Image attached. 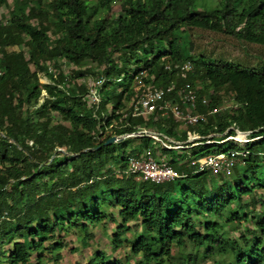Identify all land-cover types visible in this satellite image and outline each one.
Segmentation results:
<instances>
[{"label":"trees","instance_id":"1","mask_svg":"<svg viewBox=\"0 0 264 264\" xmlns=\"http://www.w3.org/2000/svg\"><path fill=\"white\" fill-rule=\"evenodd\" d=\"M59 1L68 12L55 1L44 9L38 0H11L8 16L0 22V246L9 245L6 253L0 250V264H30L32 256L33 264H41L44 253L53 258L51 264H59L65 247L61 232L68 225L86 232L102 224L105 215L114 224L107 239L110 253L95 250L85 264H129L127 257L125 263L111 257L122 244L137 258L135 264H264V213L248 217L245 211H233L236 195L226 185L207 190L208 173H193L186 162L178 165L173 159L167 163L183 178L155 185L117 177L113 169L123 168L128 156L153 149L152 140L131 138L136 144L127 154L122 152L125 140L102 145L110 137L145 128L180 143L181 148L162 149L174 159L185 157L175 150H197L188 156L193 158L243 151L245 169L237 170L235 189L251 194L254 186L247 187L244 175L256 181L255 171L264 167V72L223 61L192 63L181 33L200 29L264 46V0H120L112 17H100L111 10V0ZM7 2L0 0V8H7ZM48 32L56 36L51 48L45 43ZM19 45L26 47V60L8 53ZM121 49L128 60L139 56V61L127 66L112 59ZM59 59L74 67L86 60L103 66L95 112L87 106L85 84L68 85L61 73H52L50 67L57 70ZM185 62L191 69L182 79L179 67ZM141 71L151 88L173 84L177 71L175 87L188 84L193 89L197 78L213 97L227 86L234 108L215 125L204 119L184 126L159 112L145 120L130 117L129 109L119 112L121 102L109 101L115 96L127 101L128 84ZM39 73L50 83L39 84ZM194 92L197 114L214 109L209 102L201 105L205 98ZM52 113L59 122L51 123ZM232 125L250 132L251 141L242 148L225 140L232 131L222 135ZM186 132L199 139L185 143ZM178 184L183 185L180 190ZM108 206L119 221L103 211ZM244 222L252 224L248 239L240 236L239 244L223 237V224ZM127 232L132 239L121 242ZM51 238L55 240L47 243Z\"/></svg>","mask_w":264,"mask_h":264},{"label":"rangeland","instance_id":"2","mask_svg":"<svg viewBox=\"0 0 264 264\" xmlns=\"http://www.w3.org/2000/svg\"><path fill=\"white\" fill-rule=\"evenodd\" d=\"M40 2V6L42 8H46L47 4L51 1L58 2L60 5V8L64 11V13L68 12V6L65 3H62L59 0H38ZM217 0H214L216 2ZM120 0H111V10L108 12V14H101L100 17H112L118 14V5ZM8 6L7 8H0V22H3L4 19L8 16V11L11 7V0H8L7 2ZM214 4H208V7L213 6ZM51 17V16H50ZM31 24L34 25V21H31ZM182 36L186 37L187 43L185 45V52L187 56L190 57V60L192 63H199L201 61H223L227 62L232 65H237L240 67H246V68H254L257 71L264 72V46L254 45V44H248L245 43L239 39H236L234 37L223 35L220 33H214L209 32L205 30L200 29H184L182 31ZM56 38V36L52 35L51 32L46 33V45L51 48L53 46V40ZM23 40H26L24 37H22ZM9 54H18L21 55L24 60L27 59V50L24 45H19L16 48H10L8 50ZM125 50H119L112 54L111 58L121 62L123 60V64H126L127 66H131L133 62L139 61V56H136L132 60H128V57L125 56ZM58 66L57 70L54 67H50L53 69L52 73L56 75L57 73H61L63 77L66 79V83L68 85L72 83H83L86 86L90 84L93 80H95L96 77H98L101 73H103V66H97L95 63H92L88 60L83 61L79 64V66H72L68 63H65L62 59L57 60ZM30 67V66H29ZM76 71V72H74ZM85 71H88L89 73H84ZM178 76V71H177ZM176 74L172 76L171 80L173 84L178 85V79ZM38 83L41 85L50 83L46 77L43 74H38ZM144 78V77H143ZM69 81V82H68ZM137 79H132V81L128 84L127 93L130 95L129 99L125 101L124 96L118 97L115 96L109 101L111 104L116 102H121L123 104V107L119 110V112H127V109L129 108L130 102L132 99H134L135 95V89H137ZM141 82L144 84L142 80ZM193 89L197 91V95L201 98H205L207 102L213 105V110H215L214 113L210 114L207 113V107L203 109V113L200 115L203 116V119H205V122L208 121L211 124L215 125L219 123L220 121L226 120L228 114L234 108L233 101L231 99V91L229 87L224 86L213 97H209L211 94L210 89H205V84L201 83L197 78H194L192 81ZM120 89V88H119ZM118 89V90H119ZM213 101V103H212ZM111 104L106 105L103 110V115L105 116V113L107 114L109 108H111ZM221 113H223L222 116H219ZM52 120L51 123L59 122L58 116L54 113L51 114ZM35 117H33L34 119ZM36 120V119H34ZM116 122V126H117ZM115 123L113 124V126ZM183 129V126L178 129L179 131ZM107 135L113 133V129H108L105 132ZM246 133V132H243ZM119 137V136H114ZM120 138V137H119ZM125 140V141H124ZM121 141H124L123 150L128 151L129 148L134 146L136 142L134 139H124ZM187 141V140H186ZM185 141V143H186ZM230 142V141H229ZM233 145L242 148L244 145L239 146L237 143ZM197 150H175L173 153L176 156H182V152H184V158L183 159H174L170 155H166L167 157H163V154H165L164 151L157 150L156 158L164 159L166 162H168L170 159H173L176 164H181L186 162L189 157L192 156L193 152H196ZM117 152L114 153L116 155ZM179 158V157H178ZM181 158V157H180ZM234 161V165L230 172L220 174L217 176L208 175L206 179V189H214L218 186L226 185V187L229 190L234 191V194L236 195V201L231 204V209L233 211H237L240 213V211L243 213L246 212V215L249 217L252 214H255L256 217L262 216L264 213V167L263 165L259 166V169L255 171L256 174V181L252 180L251 177H249V173L245 174L244 177L248 178L247 187L254 186V189L251 194H243L241 191H237L235 189V179L238 178V175L240 173L237 171L238 169H245V157L244 156H235L232 158ZM114 168V166H112ZM111 170V169H110ZM256 182H258L257 187ZM181 187H178L177 190H180L183 185L178 184ZM177 185V186H178ZM105 205L107 204L104 202ZM102 210V209H101ZM106 210V214H112L113 220L115 222L119 221L118 218H116L115 210L112 209L111 206L106 207L103 209V211ZM4 213V212H3ZM4 217V215H2ZM107 215L104 217V221L102 224L97 225L94 228H90L86 230V232H82L77 229H71L72 227L66 228L64 232H61V235H63L62 238L65 244V247L61 251V258L58 261L59 264H85L87 261H89L92 258V255L95 250H101L105 254H109V245L107 242V239L109 240L110 236H112V232L114 229V224H112V218H106ZM202 219H207L206 217H201ZM210 219V218H209ZM129 226H132L130 223ZM133 231L138 232V228L132 226L131 227ZM252 228V224L250 222H244L240 224L235 223H226L222 226V235L225 238H231L236 240L239 244H241L240 236L244 237L245 239H248L250 236V233H248V230ZM89 233V235H87ZM86 236H90L89 238ZM12 237V234H11ZM17 236H13L12 239L15 240ZM86 238V239H85ZM131 233H124L120 240L121 242H124L125 240H130ZM47 243H51L52 240H55L53 238L49 239ZM9 249V245L2 244L0 246V250L2 252L6 253ZM172 252L175 253L176 249L175 247L172 248ZM190 253V249L187 248L185 250V253ZM44 259L41 264H51L53 258L48 256L46 253L43 254ZM111 257L115 259H119L121 262L125 263V257L129 259V264H135L136 259L127 250V247L125 244H122L113 254ZM33 256L30 260V264H33ZM209 264V263H206Z\"/></svg>","mask_w":264,"mask_h":264},{"label":"built area","instance_id":"3","mask_svg":"<svg viewBox=\"0 0 264 264\" xmlns=\"http://www.w3.org/2000/svg\"><path fill=\"white\" fill-rule=\"evenodd\" d=\"M190 69L191 66L188 62L183 63L179 67L180 78L184 79L185 73L190 71ZM143 77L146 78V75L141 71L134 78L137 79L136 83L138 88L135 89L134 99L131 100L128 108V115L130 117H140L145 120L155 112H159L165 116L169 115L175 123H180L184 126H192L198 124V122H204L203 116L194 111L196 96L194 90L188 84H183L179 87L171 84L166 88H151L148 84L143 85L141 82L144 79ZM103 81V78L96 77L95 80L87 85L85 100L87 106L93 112H95L99 105V91ZM200 103L201 105H206L207 101L201 99ZM214 112L215 110H211L209 113L212 114ZM228 130L232 131L233 134L226 137L225 140L227 141L233 142L234 144L237 143L239 146L251 141L248 137L250 132H240L233 125L228 127L222 135H225ZM239 134L242 136L240 140L237 139ZM119 137L122 138L121 140L146 137L152 140V145L156 148L167 150L181 148L180 143L173 142L168 137L145 128L136 129L130 134H124ZM186 137V143H191L199 139L197 135L189 132H186ZM244 154L243 151H229L198 158L189 157L186 161V166L193 173L205 172L212 176L224 173L228 174L234 165L232 158L235 156H244ZM112 173L117 177H132L135 181L149 182L155 185L184 177L183 173H178L164 159L154 157L149 150H145L135 156H128L124 162V167H115Z\"/></svg>","mask_w":264,"mask_h":264},{"label":"water","instance_id":"4","mask_svg":"<svg viewBox=\"0 0 264 264\" xmlns=\"http://www.w3.org/2000/svg\"><path fill=\"white\" fill-rule=\"evenodd\" d=\"M122 138H116V137H110L109 139H107L105 142H103V146H108L117 142H120ZM98 147L90 149V151H94L96 150ZM59 152H62L61 150H58ZM53 156H51L52 158Z\"/></svg>","mask_w":264,"mask_h":264},{"label":"crops","instance_id":"5","mask_svg":"<svg viewBox=\"0 0 264 264\" xmlns=\"http://www.w3.org/2000/svg\"><path fill=\"white\" fill-rule=\"evenodd\" d=\"M128 139H130V138H128ZM133 147V146H132ZM131 147V148H132ZM152 148L153 149H144V150H142L140 153H138V154H141L143 151H145V150H149L150 152H151V154L154 156V157H156V154H157V150H161L162 151V149H160V148H156V147H154V146H152ZM130 149V148H129ZM129 149H128V151H129ZM128 151H124L123 149H122V152L124 153V154H127V152ZM167 157L166 156V154H163V157Z\"/></svg>","mask_w":264,"mask_h":264},{"label":"bare ground","instance_id":"6","mask_svg":"<svg viewBox=\"0 0 264 264\" xmlns=\"http://www.w3.org/2000/svg\"><path fill=\"white\" fill-rule=\"evenodd\" d=\"M240 135H241V134H239V135L237 136V139H239V140L241 139V138H240Z\"/></svg>","mask_w":264,"mask_h":264}]
</instances>
